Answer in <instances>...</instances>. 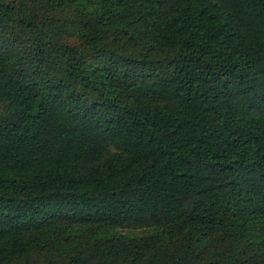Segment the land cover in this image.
Segmentation results:
<instances>
[{"label": "trees", "instance_id": "obj_1", "mask_svg": "<svg viewBox=\"0 0 264 264\" xmlns=\"http://www.w3.org/2000/svg\"><path fill=\"white\" fill-rule=\"evenodd\" d=\"M0 264H264V0H0Z\"/></svg>", "mask_w": 264, "mask_h": 264}]
</instances>
